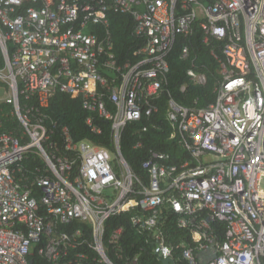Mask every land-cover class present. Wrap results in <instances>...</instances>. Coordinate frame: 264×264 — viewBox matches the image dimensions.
Wrapping results in <instances>:
<instances>
[{"label": "built area", "instance_id": "2783aa9c", "mask_svg": "<svg viewBox=\"0 0 264 264\" xmlns=\"http://www.w3.org/2000/svg\"><path fill=\"white\" fill-rule=\"evenodd\" d=\"M112 16L134 23L125 61ZM193 36L217 65L214 99L167 93L165 137L185 156L148 149L137 175L122 134L164 130L168 59ZM0 52V264H264V0H0ZM196 62L185 73L204 86ZM56 94L81 99L92 133L109 122L114 151L75 142L46 113ZM126 214L137 252L109 226Z\"/></svg>", "mask_w": 264, "mask_h": 264}, {"label": "trees", "instance_id": "16d2710c", "mask_svg": "<svg viewBox=\"0 0 264 264\" xmlns=\"http://www.w3.org/2000/svg\"><path fill=\"white\" fill-rule=\"evenodd\" d=\"M133 27L134 23L129 16H112L110 18V33L115 46L116 55L121 61H125L127 58L132 57V48L136 45V40L133 37ZM184 43H186L191 50L189 60H182L179 56L180 49ZM194 57H197L196 63L202 67V72L206 76L207 82L204 86H194L186 76L185 71L190 67V60ZM168 62L170 67L168 86L166 92L158 102L159 112L154 116V119L164 130L161 132L150 128L147 133L140 136L134 133V127L136 126L131 125L125 129L120 141V149L123 158L137 175L140 176L144 175L141 163L146 159V152L148 149L167 151L173 158L185 156L176 144L171 143L165 137L167 136V129L165 128L167 93H169L177 103L190 108L195 105L198 107H206L214 99L212 89L215 81L219 78L216 73L217 65L209 56V48L201 43L199 37L193 36L186 41L180 39L170 55ZM3 67L4 61L0 52V69ZM183 85L186 86V90L184 93H181L180 87ZM3 108L5 111L8 110L6 105L0 103V109ZM46 113L50 117L60 121L63 125H66L75 142L88 140L109 151H114L110 123L94 117V123L100 127L101 132L100 134L92 133L86 125L88 114L82 109L80 98L56 94L51 99ZM139 140L142 141L143 147L137 149L135 145ZM130 215L131 214L121 215L120 218L112 219L109 221V226H123L125 236H127L129 240L134 238V242L132 243L128 241L124 242L123 248L125 249L126 247L127 250L131 249L130 246L134 243L135 249H131V251L137 252V247H140V240L137 238L135 230L129 222ZM178 235V233L172 235L171 240L177 239ZM137 240L138 243L136 242ZM152 264L160 263L154 260Z\"/></svg>", "mask_w": 264, "mask_h": 264}, {"label": "water", "instance_id": "95a60500", "mask_svg": "<svg viewBox=\"0 0 264 264\" xmlns=\"http://www.w3.org/2000/svg\"><path fill=\"white\" fill-rule=\"evenodd\" d=\"M4 90L0 88V97L3 95ZM162 264H174V261L167 259V260H162Z\"/></svg>", "mask_w": 264, "mask_h": 264}, {"label": "rangeland", "instance_id": "374dc122", "mask_svg": "<svg viewBox=\"0 0 264 264\" xmlns=\"http://www.w3.org/2000/svg\"><path fill=\"white\" fill-rule=\"evenodd\" d=\"M262 190H264V185L262 186Z\"/></svg>", "mask_w": 264, "mask_h": 264}]
</instances>
